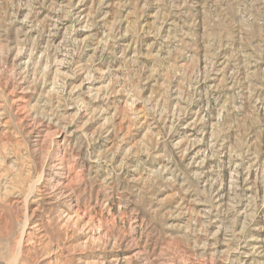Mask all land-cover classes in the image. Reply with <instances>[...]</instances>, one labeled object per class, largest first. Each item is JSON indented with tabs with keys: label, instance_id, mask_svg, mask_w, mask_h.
Returning a JSON list of instances; mask_svg holds the SVG:
<instances>
[{
	"label": "rangeland",
	"instance_id": "obj_1",
	"mask_svg": "<svg viewBox=\"0 0 264 264\" xmlns=\"http://www.w3.org/2000/svg\"><path fill=\"white\" fill-rule=\"evenodd\" d=\"M0 264H264V0H0Z\"/></svg>",
	"mask_w": 264,
	"mask_h": 264
},
{
	"label": "bare ground",
	"instance_id": "obj_2",
	"mask_svg": "<svg viewBox=\"0 0 264 264\" xmlns=\"http://www.w3.org/2000/svg\"><path fill=\"white\" fill-rule=\"evenodd\" d=\"M222 195V194H221ZM218 199V198H217Z\"/></svg>",
	"mask_w": 264,
	"mask_h": 264
}]
</instances>
